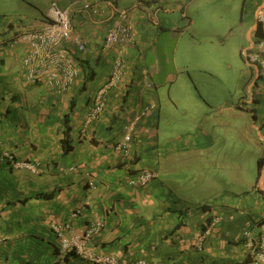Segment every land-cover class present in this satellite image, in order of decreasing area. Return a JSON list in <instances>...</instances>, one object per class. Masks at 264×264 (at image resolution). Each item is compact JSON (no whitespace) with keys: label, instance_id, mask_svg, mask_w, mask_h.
Returning <instances> with one entry per match:
<instances>
[{"label":"crops","instance_id":"crops-1","mask_svg":"<svg viewBox=\"0 0 264 264\" xmlns=\"http://www.w3.org/2000/svg\"><path fill=\"white\" fill-rule=\"evenodd\" d=\"M25 2L33 11H39L42 3L49 9L46 15L24 16L25 21L17 24L16 20L3 22L8 17L0 23V264H94L75 252L61 251L54 227L71 224L72 230L80 232L100 218L106 226L94 238L91 249L124 264L137 260L148 264H256L246 242L264 239V85L221 109L230 116L222 119V124L234 119L243 122L247 141L259 158H225L221 165H209L210 174L221 173V178L210 176L209 193L186 201L179 197L184 195L178 182L181 179L172 174L180 167L175 168L176 161L182 163V158L172 160L171 148L159 149V90L179 79L173 66L178 43L175 47L168 43L165 50L158 47L159 32L169 31L166 27L172 25L169 19L162 23L159 16L163 3ZM87 3L100 5L101 14L91 15L84 9ZM108 3L130 10L137 38L123 57L127 69L121 90L108 95L104 114L89 123L96 90L107 80L115 56L103 51L112 15ZM54 5L72 9L73 28L88 42L81 58L90 60L96 71L94 80L86 84L80 77L68 92L44 84L27 85L23 60L28 47L16 42L23 33L44 27ZM188 21L192 24L190 18ZM158 53L163 59L161 71ZM144 70L150 87L145 84ZM255 71L253 82L257 85L264 72ZM150 105L154 110L134 132L133 158H122L116 148L124 140L125 126ZM67 129L73 149L65 154ZM4 153L32 163L37 172L15 169L11 160L2 159ZM205 168L201 166L200 171ZM147 170L157 173L147 187L130 184L132 177ZM252 255L253 259L248 258Z\"/></svg>","mask_w":264,"mask_h":264},{"label":"rangeland","instance_id":"rangeland-1","mask_svg":"<svg viewBox=\"0 0 264 264\" xmlns=\"http://www.w3.org/2000/svg\"><path fill=\"white\" fill-rule=\"evenodd\" d=\"M25 1L0 0V23L8 17L3 22L16 20L17 24L25 21L24 16L30 18L36 12L37 16L48 12L47 4H39V11H33ZM263 1L158 0L164 7L159 13L162 23L168 19L172 23L170 28L166 27L169 31L159 32L158 47L166 49L168 43L179 46L172 63L179 79L159 90L162 106L159 149L171 148L172 160L182 158V163L176 161L175 168L180 167L172 174L181 179L178 182L184 195L179 197L186 201L192 202L199 194L209 193L210 176L221 178V173L210 174L209 165H221L225 158H259L247 141L248 130L243 122L234 119L222 124V119L230 116L221 109L225 103L236 104L264 85V75L254 84L256 71L247 62L246 43L240 40L244 10ZM175 26L177 29H173ZM176 33L177 37H172ZM158 54L161 71L163 59ZM177 145L179 148L173 150ZM201 166H206L204 172L200 171ZM190 183L195 186H189Z\"/></svg>","mask_w":264,"mask_h":264},{"label":"built area","instance_id":"built-area-1","mask_svg":"<svg viewBox=\"0 0 264 264\" xmlns=\"http://www.w3.org/2000/svg\"><path fill=\"white\" fill-rule=\"evenodd\" d=\"M100 8L101 6L98 4L87 3L84 5V9L93 16L101 14ZM106 8L111 10L112 15L111 22L106 29L103 51L109 54L113 53L115 56L107 80L96 90L93 107L88 114L89 123L97 121L104 114L108 95L121 88L119 86L123 84L127 69L123 57L127 50L136 44L137 38L128 8H118L114 3L106 4ZM71 13V8L62 10L54 5L48 14V21L44 27L39 30L27 31L16 39L17 43H23L28 47V53L23 60V71L27 85L44 84L50 89L68 92L80 79L81 68L76 63L75 57L86 52L88 42L85 36L74 30ZM257 19L262 35L256 47L248 56V61L251 65L260 67L261 71L264 72V1L258 10ZM143 75L147 81L146 86L150 87L148 71L144 70ZM154 108V105L142 108L133 120L125 126L124 140L116 148L122 158H133L132 142L134 132L140 122L147 118ZM2 159L11 160L12 166L17 170L37 172V167L32 163L17 161L11 154L4 153ZM156 178V172L147 170L132 177L130 184L134 187L144 188ZM76 215L74 214V216ZM105 226V220L100 218L80 232L72 230L71 224L56 225L54 229L60 240L61 251L66 253L75 252L78 256L94 264H124L110 255L97 253L91 249L94 238L103 233ZM246 236L250 237V233H246ZM204 238L205 235L199 238L198 241L202 242ZM246 246L254 252L255 263L264 264V239L258 243L251 238L247 239ZM127 264L148 263L137 260Z\"/></svg>","mask_w":264,"mask_h":264},{"label":"flooded vegetation","instance_id":"flooded-vegetation-1","mask_svg":"<svg viewBox=\"0 0 264 264\" xmlns=\"http://www.w3.org/2000/svg\"><path fill=\"white\" fill-rule=\"evenodd\" d=\"M262 3L263 2H261L260 4L253 3L247 9L244 10V17H242L240 25V40L245 42L247 45V62L250 67L259 71H261L260 67L253 66L249 63L248 56L250 52L254 50L258 43V40L262 35V30L257 19L258 10L261 7Z\"/></svg>","mask_w":264,"mask_h":264},{"label":"trees","instance_id":"trees-1","mask_svg":"<svg viewBox=\"0 0 264 264\" xmlns=\"http://www.w3.org/2000/svg\"><path fill=\"white\" fill-rule=\"evenodd\" d=\"M15 38H17V36L14 37L13 40ZM86 52H87V50H86ZM81 57H82L81 55L78 57H75V61L81 68V79H82V81L87 84L88 82L94 80V78L96 77V71L93 70L92 67H90V65L92 64L90 60H86V62H84L85 60L82 59ZM69 131H70V129H67L65 131V137L63 139V149H64L65 154L72 151V149H73V146H72L73 139H72V136H71ZM46 198H49V196H47ZM71 253H74V252H71ZM248 258L253 259V255H252V257H248Z\"/></svg>","mask_w":264,"mask_h":264}]
</instances>
